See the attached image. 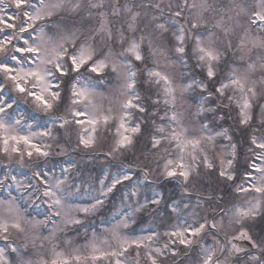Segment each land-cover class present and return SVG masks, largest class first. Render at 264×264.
I'll use <instances>...</instances> for the list:
<instances>
[{
  "label": "snow or ice",
  "instance_id": "snow-or-ice-1",
  "mask_svg": "<svg viewBox=\"0 0 264 264\" xmlns=\"http://www.w3.org/2000/svg\"><path fill=\"white\" fill-rule=\"evenodd\" d=\"M0 264H264V0H0Z\"/></svg>",
  "mask_w": 264,
  "mask_h": 264
},
{
  "label": "rangeland",
  "instance_id": "rangeland-1",
  "mask_svg": "<svg viewBox=\"0 0 264 264\" xmlns=\"http://www.w3.org/2000/svg\"><path fill=\"white\" fill-rule=\"evenodd\" d=\"M56 160L62 159V158H54ZM82 164H86L89 167H91L94 170V173H98L101 168H109L111 167V164L113 162H110L109 160L104 159V157L101 155L97 159H90L86 158L85 160L81 161ZM114 170V169H113ZM204 184L208 185V191L211 192L212 187L215 186V178L214 177H207L204 179ZM179 259H183V257H180Z\"/></svg>",
  "mask_w": 264,
  "mask_h": 264
},
{
  "label": "trees",
  "instance_id": "trees-1",
  "mask_svg": "<svg viewBox=\"0 0 264 264\" xmlns=\"http://www.w3.org/2000/svg\"><path fill=\"white\" fill-rule=\"evenodd\" d=\"M114 163V162H113Z\"/></svg>",
  "mask_w": 264,
  "mask_h": 264
}]
</instances>
